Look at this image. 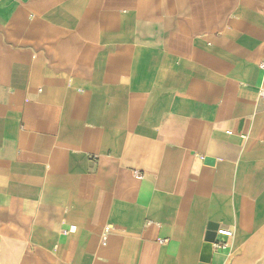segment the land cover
<instances>
[{
    "label": "crops",
    "instance_id": "obj_1",
    "mask_svg": "<svg viewBox=\"0 0 264 264\" xmlns=\"http://www.w3.org/2000/svg\"><path fill=\"white\" fill-rule=\"evenodd\" d=\"M263 9L0 0V264H264Z\"/></svg>",
    "mask_w": 264,
    "mask_h": 264
},
{
    "label": "built area",
    "instance_id": "obj_2",
    "mask_svg": "<svg viewBox=\"0 0 264 264\" xmlns=\"http://www.w3.org/2000/svg\"><path fill=\"white\" fill-rule=\"evenodd\" d=\"M263 17H264V9H263V13H262ZM261 68L264 69V64L261 65ZM260 97L262 99H264V89L260 91ZM247 122H251L252 121V116H249L247 117L246 119ZM224 135L228 138H236V139H243L244 136L240 133H235L234 131L232 130H228V131H225L224 132ZM110 230V227H107L106 228V231H109ZM216 234L221 236V237H224L226 239L232 237V232L229 230V229H218L216 231ZM224 246V244L222 242H216V243H213L212 244V247L217 250V249H221L222 247Z\"/></svg>",
    "mask_w": 264,
    "mask_h": 264
},
{
    "label": "water",
    "instance_id": "obj_3",
    "mask_svg": "<svg viewBox=\"0 0 264 264\" xmlns=\"http://www.w3.org/2000/svg\"><path fill=\"white\" fill-rule=\"evenodd\" d=\"M212 230H214V232H215L216 227L214 225H209L208 226V231H212ZM221 239H222L221 236H218L216 238L215 242L214 241H211V240H207V242L210 243V244H212V243H216V242H221Z\"/></svg>",
    "mask_w": 264,
    "mask_h": 264
}]
</instances>
